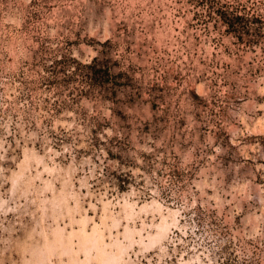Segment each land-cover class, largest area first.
Wrapping results in <instances>:
<instances>
[{
    "label": "rangeland",
    "instance_id": "obj_1",
    "mask_svg": "<svg viewBox=\"0 0 264 264\" xmlns=\"http://www.w3.org/2000/svg\"><path fill=\"white\" fill-rule=\"evenodd\" d=\"M0 264H264V0H0Z\"/></svg>",
    "mask_w": 264,
    "mask_h": 264
}]
</instances>
